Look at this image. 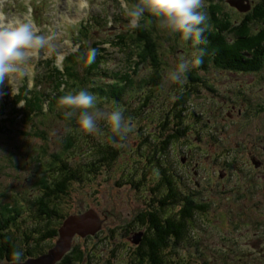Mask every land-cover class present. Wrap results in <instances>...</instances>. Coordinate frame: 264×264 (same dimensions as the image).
I'll list each match as a JSON object with an SVG mask.
<instances>
[{"label":"rangeland","instance_id":"1","mask_svg":"<svg viewBox=\"0 0 264 264\" xmlns=\"http://www.w3.org/2000/svg\"><path fill=\"white\" fill-rule=\"evenodd\" d=\"M3 1L8 5L15 2ZM18 1L21 3L24 0ZM78 1L44 0L38 7V13L42 14L39 18L53 29L41 34H57L54 47L43 49V61L48 60L54 51H68L67 55L72 53L75 57L63 63L68 71H62L61 75L52 73V84V79L47 80L51 73L48 64L46 71L40 68L38 76L35 75L41 90L51 95L48 97L50 109L36 113L32 120L21 115L17 123L12 120L0 124L3 126H0V206L17 211L13 214L17 215L19 222L11 228L14 238L20 239L21 245L26 241L34 244L26 236L27 227L34 224L32 215L36 213L32 200L44 197L59 183L60 160L65 159L77 167L89 162L100 144H108L110 129L105 120L97 122L101 129L99 133L78 131L76 119L64 117L65 109L59 104L61 97L56 95L80 91L81 80L78 82L74 76L73 65L78 68L79 75L82 74L88 65L89 50L102 48L105 50L103 56L106 54L108 58L101 60L99 69L93 70L96 75L89 78L86 85L105 88L115 81V74L130 73L132 83L124 84L131 85L133 90L126 92L124 106L128 105L131 112L138 111L133 122L124 118L134 130L123 141L111 144L118 151L117 160L97 166L95 173L87 174L85 179L69 182L65 192L56 198L58 209L64 214L96 209L103 219L96 236L74 238V248L67 251V256L76 249L79 252L88 250L90 258L93 257L90 264H137V261L131 260L137 246L130 238H134V233L146 230L147 222L140 224L139 220L135 221V216L140 212L146 215L161 211L162 216L178 218L184 205L170 201L165 182L159 183V168L149 157L152 146L158 143L157 135L162 132L160 124L165 116L168 112L176 114L180 110L188 126L184 138L186 142L178 143V140L177 144H173L168 160L177 171L176 175L183 178V173H186L185 184L190 198L187 207L200 204L206 210L195 212L185 241L166 250L164 264H264V252L255 249V245L264 241V72L232 75L214 67L208 71L196 70L189 64L186 79L182 78L183 83L172 82L169 73L177 68L182 58L190 61L195 53L191 49L192 44L184 41L181 34L160 27L159 22L148 13H145L139 27L130 28L121 0H91L92 3L87 2V7H80ZM126 2L135 4L139 0ZM257 2L252 0V7ZM203 4L201 11L207 17L203 25L212 30L224 22L232 23L237 30L242 21H253L256 11L240 12L227 0H221L220 4L203 0ZM89 14L97 17L100 25L89 23L87 30L82 29L77 36L81 41L78 47L68 39L70 34L66 29L76 24L79 16L81 21L88 19ZM13 16L26 17L12 11L9 18ZM90 20L93 21V18ZM110 23H113L112 27ZM251 23L247 29L262 26L260 22ZM144 34L157 47L160 61L157 72L161 74V79L155 76V67L151 63L141 60L149 51ZM233 36V33L225 34L229 39ZM251 37L254 46L259 47L257 35ZM40 57L41 54L32 64H38ZM61 61L58 62L59 69ZM189 76L198 82L191 83ZM29 77L32 85L34 72ZM152 78L159 80L158 86L151 84ZM21 82L23 78L9 83V96L18 92ZM13 88L16 89L14 93ZM186 90H192L193 96L187 106H180L175 112L177 101L185 97ZM23 92H26L25 88ZM41 94L38 92L36 97L41 99ZM3 100L0 99V104ZM50 101L54 102L53 105ZM111 104L102 100L97 102L98 108L106 112L112 111L109 108ZM42 105L38 103L39 107ZM194 113L201 118L196 120ZM153 117L157 121L151 122ZM141 125L147 127L143 133L138 131ZM173 125L170 118L167 127ZM146 134L152 136L144 147ZM71 137H75L73 144ZM69 144L72 147L68 149ZM160 161L162 165L164 159L161 157ZM189 162L190 166L186 165ZM176 181L181 182L180 178ZM195 191H199L200 195L194 196ZM163 200L167 201V205L158 206V202ZM248 252L252 254L250 258L246 255Z\"/></svg>","mask_w":264,"mask_h":264},{"label":"trees","instance_id":"2","mask_svg":"<svg viewBox=\"0 0 264 264\" xmlns=\"http://www.w3.org/2000/svg\"><path fill=\"white\" fill-rule=\"evenodd\" d=\"M261 3V5L259 4V8L255 13V19L260 20L262 23H264V0H262ZM224 23H226L227 26H224ZM224 23H220L221 25H223V27H221L220 29L217 28L218 25L215 27L216 30L215 28L212 30L210 27H208L210 33H208L205 27L200 26L205 29L204 42L201 44H195L190 38L189 44H192L191 48L197 49L196 56L199 55V50L201 49L204 53L202 56L203 63L200 66H195L197 67L196 70L207 69L210 62L217 67L223 68L224 70H243L249 72L259 69L260 64L262 65V58H259L256 56V54H254L253 59H248L244 55V52L248 53V51H251L254 48L253 40L251 37L253 31L251 28L247 29L248 27H250V23L241 22L238 27L240 29V33L237 31L238 28L237 30H235V27L231 29L232 33L235 34V36L237 37L236 39H229L225 37V34L231 28L232 23ZM222 32H224L225 34H223ZM145 37H147V39L143 36L144 42L149 51L145 53L143 57H141V60L143 62L151 63L155 67V76L161 79V74L157 72V68L160 65L159 57L156 51L157 47L153 44V42L151 41V39L148 38L147 35ZM257 41L259 42V44H262L264 42V32H261L257 35ZM102 50L103 49L97 50V58L93 63L86 65V68L83 69L82 74L79 75L78 68L73 65V74L77 78L78 82H80L81 80V83H83L82 87H84V89L88 93L94 95L95 97L98 96V99L103 100V102L112 103L110 106L111 110L119 108L122 111L123 116H127L128 114L131 115V111L128 105L124 106L126 105V102L124 101L126 97L124 96L126 95L128 88L131 89V85L127 86L120 84L121 79H116V83H112V85H107L105 88L100 86L89 87L85 83L86 80L96 75L93 70L99 68L101 64V60H97L100 58L102 59L104 57L103 53H101ZM74 59L75 57H71L69 60L71 61ZM49 70L51 71V74H62L58 69L54 71L53 68H50ZM68 70L69 68L65 66V71ZM52 77L53 75L50 76V79H52ZM123 78L130 84L132 83L130 81L129 76ZM188 80L191 83L198 82L193 81L192 76H189ZM158 81L159 80L152 78L151 84L153 83L154 86H158ZM199 81L201 82V80ZM37 91L40 90L36 88L32 92V94H35L33 99H29L30 96H28L27 98L24 97L27 104L23 112H25L27 118L42 111V107L38 106V103L41 104V99L36 97V94L38 93ZM185 92V97L177 101V104L175 106V112L176 108L178 110L180 106H187L186 104L192 98L193 95L191 93V90ZM163 114L165 116V113ZM133 115H135L136 117L137 113L134 112ZM193 116L200 118V116L196 113H194ZM170 118H172L174 122L173 127H167ZM155 121L157 120L153 117L151 119V122ZM160 127L162 128V132L158 133L157 135L158 143L155 146H152V153L149 157V160L155 165L156 168H161V172L164 174L165 178V188L169 191L170 201L173 204L180 205L181 201H186L188 197V191L186 190L187 185L185 184L187 179L185 175L186 173H183V178L176 175L177 171L173 168V165L168 160V158L170 156V149L173 147V144H177L178 140V143L186 142V139L184 138H186L187 136L186 131L188 127L185 126L183 112L180 110H178V113L176 112V114H174V111L168 112L165 116L164 122L160 124ZM146 128V126H142L141 129L138 131L143 133L144 129ZM132 130H134L133 127ZM107 136L108 144L104 145L99 143L100 145L96 149V153L92 154L89 162H84L78 164L77 167H74L67 160L61 159V172L59 173V178L61 179L59 183L56 184V187L51 191L48 190L44 197L38 198L39 200L36 199V201L35 199L32 200V204L35 205L36 213L32 215L34 224L30 227H27L26 236L29 238L28 240H33L34 244L28 243L26 241L22 247V245L19 244L18 241H16L14 236L11 234L10 230L12 227L11 224H18L19 220L17 218V215L13 214V212L17 211H15L14 208L0 206V261H15L13 258V253L16 251H20L23 253L21 261H24L28 258L38 257L46 253L47 250L53 246L55 240L58 237L59 228L63 225L65 219L70 215L64 214L60 211V209H58L59 202L57 201V199L61 196V194L65 192V189L69 186V182L76 179H85L87 174L89 175L95 173V171L97 170H95V168H98L97 166L103 164H110L117 160L118 151L117 149H114L111 144L118 143L120 140L118 137L114 136L111 131L107 133ZM151 136V134L150 136H146L142 146H146V143H148L149 137ZM74 140L75 137H71L72 144ZM153 140L157 142V140ZM71 147V145L70 147L68 146V149ZM140 155L142 157L143 152ZM58 157L60 158L61 156ZM161 157L164 159V166L160 163ZM137 161L138 160H135V162ZM186 165L190 166V162ZM176 178H180L181 182L177 183ZM189 201L190 200H187L185 204ZM159 205L160 207L166 206L167 201L163 200L159 202ZM201 210L205 211L206 208L202 207L200 204H197L194 207L185 206L184 209L179 211L177 219L172 217H166L164 215L162 216L161 211L159 212L161 214H159L158 212H152L146 215H142V213L140 212L137 216H135V221L139 220L140 224L142 222H147L145 223L146 230H141V233H143V235L141 236V242L135 248L134 256H132L131 260L134 262L137 261V264H164L165 258L167 256L166 250L168 251L170 249V246L172 245H177L178 243L185 241V235L188 233L187 228L194 221L195 212ZM8 228L9 231L7 230ZM24 236L25 235L23 234V238ZM170 253L172 254L171 251ZM92 258L93 257L90 258V252L88 250L79 252L76 249L71 255L66 256L65 259H63V261H61L59 264H90V260ZM86 259H89L88 262H85Z\"/></svg>","mask_w":264,"mask_h":264},{"label":"clouds","instance_id":"3","mask_svg":"<svg viewBox=\"0 0 264 264\" xmlns=\"http://www.w3.org/2000/svg\"><path fill=\"white\" fill-rule=\"evenodd\" d=\"M121 7L130 28L139 27L145 13H148L159 22L160 27L181 34L184 41L191 38L195 44L204 42L205 29L200 27L207 19L206 14L201 11L204 7L203 0H139L135 4L121 0ZM56 38L55 32L41 34L30 14L23 19L15 16L9 18L3 11V0H0V99L9 94V82L15 83L19 78L31 74L32 61L39 58L41 50L52 49ZM203 54L201 49L199 55L190 61L182 58L177 68L169 73V79L175 83H183L182 78L186 79L189 64L200 66ZM96 55L97 50L90 49L87 63H93ZM5 87L8 91H5ZM15 91L13 88L12 92ZM59 104L65 109L64 117L75 118L78 131L85 134L99 133L101 129L97 122L101 119L106 121L111 133L121 141L132 131L129 121L124 119L119 108L111 112L101 110L97 106L96 97L87 91H70L61 97ZM17 107H23V102L17 104ZM22 256L20 251L13 253L16 264H21Z\"/></svg>","mask_w":264,"mask_h":264},{"label":"water","instance_id":"4","mask_svg":"<svg viewBox=\"0 0 264 264\" xmlns=\"http://www.w3.org/2000/svg\"><path fill=\"white\" fill-rule=\"evenodd\" d=\"M229 2L241 11H248L250 9L248 5H244V0H230ZM102 223L103 221L100 216L93 209L83 214L70 216L60 228V239L57 241L56 246L47 255H43L37 259H30L21 264H56L71 249L72 240L76 234L82 237L90 234L95 235L101 229ZM142 235L143 233L137 234L132 242L139 244Z\"/></svg>","mask_w":264,"mask_h":264}]
</instances>
